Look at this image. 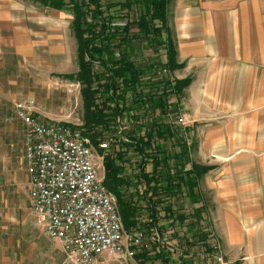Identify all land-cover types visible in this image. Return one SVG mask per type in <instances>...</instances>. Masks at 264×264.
I'll list each match as a JSON object with an SVG mask.
<instances>
[{
	"label": "crops",
	"instance_id": "crops-1",
	"mask_svg": "<svg viewBox=\"0 0 264 264\" xmlns=\"http://www.w3.org/2000/svg\"><path fill=\"white\" fill-rule=\"evenodd\" d=\"M22 1L0 0V206L6 209L20 203L25 189L30 204L20 159L25 127L13 107L21 93L14 86L32 80L23 73L28 62L45 61ZM167 29L172 76L188 80L177 99L196 142L192 158L209 169L198 191L211 230L229 264H264V0H171ZM10 219L18 225L19 217L0 210V264H25V240ZM28 225L33 250L39 252L43 235L49 264H61V244L48 240L35 220Z\"/></svg>",
	"mask_w": 264,
	"mask_h": 264
},
{
	"label": "trees",
	"instance_id": "trees-1",
	"mask_svg": "<svg viewBox=\"0 0 264 264\" xmlns=\"http://www.w3.org/2000/svg\"><path fill=\"white\" fill-rule=\"evenodd\" d=\"M25 1L74 15L79 72L65 78L81 85L85 114L79 128L96 148L110 143L108 151L100 150L104 185L118 198L126 231L149 236L157 229L165 242L139 251L137 261L198 264L190 260L192 247L210 250L216 237L198 191L209 169L193 161L190 128L183 130L172 118L181 110L170 97H179L188 80L155 89L162 81H152L161 68H174L167 37L171 0ZM174 225L186 231L180 245L167 240Z\"/></svg>",
	"mask_w": 264,
	"mask_h": 264
},
{
	"label": "built area",
	"instance_id": "built-area-1",
	"mask_svg": "<svg viewBox=\"0 0 264 264\" xmlns=\"http://www.w3.org/2000/svg\"><path fill=\"white\" fill-rule=\"evenodd\" d=\"M152 81H162L155 89L168 81L175 85L177 79L161 68ZM177 98L172 94L170 101L179 104ZM13 107L26 129L23 158L31 212L44 236L61 244L62 264H139V251L165 244L157 229L147 236L124 228L118 198L100 174L104 155L99 153L108 151L109 141L96 148L80 128L38 116L32 100L17 101ZM180 110L172 118L184 130L189 123ZM217 240L210 239V250L203 249L198 264H229Z\"/></svg>",
	"mask_w": 264,
	"mask_h": 264
},
{
	"label": "rangeland",
	"instance_id": "rangeland-1",
	"mask_svg": "<svg viewBox=\"0 0 264 264\" xmlns=\"http://www.w3.org/2000/svg\"><path fill=\"white\" fill-rule=\"evenodd\" d=\"M22 2L24 6H27L28 14L31 15L30 21L33 22V32L36 35L34 40L36 45H38V50L41 52V57L45 61H42L41 64L30 61L26 65L23 73L29 74L32 80L28 84L22 85L19 83L17 86H14L21 93L19 95V101L21 99L32 100L35 111L39 112L44 119L78 128L82 126L85 114L81 85L65 78L67 75H76L79 72L77 41L72 29L74 15L71 11L49 9L40 4L33 3V1ZM48 53H50L49 56ZM48 62H51V64ZM19 73H22L21 70H19ZM17 79L19 80V78ZM25 90L29 93L28 95L25 94ZM11 144L15 147V143L11 142ZM99 155L102 156L104 154L99 153ZM20 159L25 163L23 155L20 156ZM24 170L27 173L26 163L24 164ZM100 174L105 176L104 165L101 168ZM25 179L27 178H20L22 182H26ZM9 196L15 197L16 195L9 190ZM19 202L17 203V200L14 202L10 201L7 209L5 202H3L0 210L3 212L7 210L15 217H19L18 225L16 223L12 224L15 220L10 219L9 227L16 229L19 238L22 237L25 240L24 263L49 264L50 259L47 254L50 252L47 244L44 242L43 235L41 236L39 252L36 248L33 250L29 240L28 223L35 219L31 213L26 189L19 194ZM188 205L190 206V203ZM24 215V219H21L20 217ZM184 232L186 233L183 225H174L168 230V234L171 236H168L167 240L180 245L185 235ZM218 240V245L222 247L220 240ZM204 248L202 246L200 247V245L192 247V257L190 260L197 263L200 260V254L202 257ZM63 258L64 256H62V262Z\"/></svg>",
	"mask_w": 264,
	"mask_h": 264
}]
</instances>
